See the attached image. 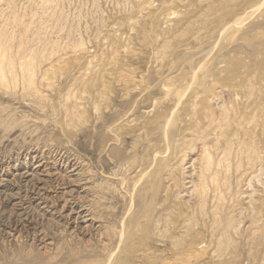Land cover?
<instances>
[{"label":"rangeland","instance_id":"obj_1","mask_svg":"<svg viewBox=\"0 0 264 264\" xmlns=\"http://www.w3.org/2000/svg\"><path fill=\"white\" fill-rule=\"evenodd\" d=\"M3 34L0 264H264V0H0Z\"/></svg>","mask_w":264,"mask_h":264},{"label":"bare ground","instance_id":"obj_2","mask_svg":"<svg viewBox=\"0 0 264 264\" xmlns=\"http://www.w3.org/2000/svg\"><path fill=\"white\" fill-rule=\"evenodd\" d=\"M56 2V1H55ZM16 15H17V13H16ZM36 17V16H35ZM14 20V19H13ZM241 20L239 19V20H237L235 23H239ZM235 23L232 25V27L235 25ZM2 29V28H1ZM7 30V29H6ZM2 31V30H1ZM10 42H12L11 41V38L9 37V36H7V35H5V34H3L2 36H0V80H1V82H5V80H7V78L9 77V76H12V77H14V75L16 74V68L14 67V65H13V56H12V54H11V51H10ZM194 66V65H193ZM194 68V67H193ZM197 68V67H196ZM23 71L22 72H24L25 74V76H24V79L26 78V77H28V84H33V78L31 77V73H30V70L29 69H22ZM196 70V69H195ZM198 70V69H197ZM196 70V71H197ZM201 71V70H200ZM189 72V71H188ZM33 73V72H32ZM190 73V72H189ZM196 75V74H195ZM189 76H191V74L189 75ZM198 76V75H197ZM195 78V77H194ZM211 78V77H210ZM196 81H197V79H196ZM170 82V81H169ZM168 82V83H169ZM8 83H9V80H8ZM194 83H195V81H194ZM206 83V82H205ZM142 85V84H141ZM176 85V84H175ZM209 85V84H208ZM200 86V85H199ZM177 87H178V85H177ZM188 87V86H187ZM200 87H202V86H200ZM119 88H121V87H119ZM130 88H132V87H130ZM192 88V87H191ZM190 86H189V91H190ZM164 89V88H163ZM196 89V88H195ZM167 90H169V89H167ZM185 90V89H184ZM143 91V90H142ZM189 91H187L186 90V92H189ZM196 91V90H195ZM130 92V91H129ZM175 92V91H174ZM212 92V91H211ZM218 92V91H217ZM181 93V92H180ZM185 93V92H184ZM117 95V94H116ZM174 96H177V95H175L174 94ZM173 96V97H174ZM172 97V96H171ZM179 97H180V95H179ZM93 98V97H92ZM255 98V97H254ZM87 99V98H86ZM97 99V98H96ZM168 99V98H167ZM181 99V98H180ZM203 99V98H202ZM182 101V100H181ZM200 101V100H199ZM235 101V100H234ZM104 102H105V100H104ZM167 102V101H166ZM170 102H171V100H170ZM165 103V102H164ZM181 103V102H180ZM200 105V104H199ZM219 105V103L217 104V106ZM177 106V105H176ZM162 107V106H161ZM171 107V106H170ZM251 107H253V106H251ZM222 108V107H221ZM162 109V108H161ZM171 109V108H170ZM219 109H220V107H219ZM108 113V112H107ZM251 113H252V111H251ZM232 115V114H231ZM216 116V115H215ZM179 117V116H178ZM158 118V117H157ZM204 118V117H203ZM124 119V118H123ZM216 119V118H215ZM169 120V119H168ZM166 121V120H165ZM196 121V120H195ZM126 123V122H125ZM154 123V122H153ZM174 123V122H173ZM130 125V124H129ZM174 125V124H173ZM218 125V124H217ZM125 126H127V125H125ZM170 127H172V126H170ZM199 128V127H198ZM164 129H165V127H164ZM242 129H244V128H242ZM129 132V131H128ZM129 134H131V133H129ZM127 135V134H126ZM122 138V137H121ZM221 139V138H220ZM179 143V142H178ZM189 146V145H188ZM170 148V147H169ZM167 149V148H166ZM163 150V149H162ZM173 151V150H172ZM208 151V150H207ZM254 152V151H253ZM171 153V152H170ZM162 154V153H161ZM150 155V154H149ZM148 155V156H149ZM158 155V154H157ZM151 157V156H150ZM252 158H253V156H252ZM152 159V158H151ZM158 159H159V157H158ZM153 160V159H152ZM170 162V161H169ZM213 162V161H212ZM250 162H251V160H250ZM171 163V162H170ZM146 164V163H145ZM243 164V163H242ZM250 165V164H249ZM149 166V165H148ZM151 166V165H150ZM263 166V165H262ZM77 167V166H76ZM142 168V167H141ZM158 168V167H157ZM210 168V167H209ZM213 168V167H212ZM232 168V167H231ZM258 168V167H257ZM146 170V169H145ZM124 173V172H123ZM106 174V173H105ZM151 174V173H150ZM142 175V174H141ZM205 176V175H204ZM147 179V178H146ZM174 179V178H173ZM148 180V179H147ZM147 182V181H146ZM214 182V181H213ZM196 186V185H195ZM250 186V185H249ZM157 187V186H156ZM252 190V189H251ZM233 191V190H232ZM148 193V192H147ZM224 194V193H223ZM155 195V194H154ZM157 198V197H156ZM255 200V199H254ZM79 207V206H78ZM260 208V207H259ZM153 209V208H152ZM246 210V209H245ZM151 211V210H150ZM132 213V212H131ZM141 216H143V215H141ZM244 217H245V215H244ZM144 218V217H143ZM139 219V218H138ZM182 219V218H181ZM257 219V218H256ZM137 222V221H136ZM170 222V221H169ZM142 224H144V223H142ZM262 225V224H261ZM245 228V227H244ZM130 229V228H129ZM144 231H146V230H144ZM184 231V230H183ZM220 232V231H219ZM133 234V233H132ZM133 239V238H132ZM199 245V244H198ZM212 249V248H211ZM207 250V249H206ZM177 256V255H176ZM220 256V255H219ZM221 257V256H220ZM189 258V257H188ZM197 262V261H196ZM214 263V262H213Z\"/></svg>","mask_w":264,"mask_h":264}]
</instances>
